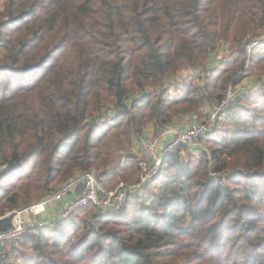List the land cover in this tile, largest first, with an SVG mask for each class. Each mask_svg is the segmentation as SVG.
Listing matches in <instances>:
<instances>
[{"label":"trees","instance_id":"16d2710c","mask_svg":"<svg viewBox=\"0 0 264 264\" xmlns=\"http://www.w3.org/2000/svg\"><path fill=\"white\" fill-rule=\"evenodd\" d=\"M263 28L264 0H3L0 216L78 173L95 171L109 190L138 180L136 159L116 162L122 152L147 126L157 131L221 100L244 77V43ZM229 48L231 67L171 94L175 74ZM253 52L250 66L264 65ZM248 94L201 150L166 156L147 196L135 193L114 214L79 220L77 209L12 240L20 264H264V102L254 100L253 120L220 132ZM127 167L106 186V175ZM2 248L1 264H15L3 262Z\"/></svg>","mask_w":264,"mask_h":264},{"label":"built area","instance_id":"2783aa9c","mask_svg":"<svg viewBox=\"0 0 264 264\" xmlns=\"http://www.w3.org/2000/svg\"><path fill=\"white\" fill-rule=\"evenodd\" d=\"M254 39L245 44V48L250 52L260 44L261 40ZM248 84L239 82L231 84L223 98L213 103L209 109L207 119L202 122H190L185 130L175 131L170 127H164L157 130L152 136L143 137L139 144L142 150L139 160L143 167V173L138 182L132 185H121L113 193L105 190L102 181L99 179L95 171H87L78 173L71 177L64 184L60 185L52 193L45 196L39 203L30 207L16 210L17 220L9 227L0 229V264H1V248L5 244L18 238L20 235L29 230H35L37 227H48L50 224L42 219H32L22 214L28 208H34L37 205L51 207L63 200L70 192L78 190L77 197L72 200L62 211V217L67 218L73 214L78 208L83 206H92L98 208L99 213L114 214L118 213L122 207L125 197L127 198L131 186V191L140 193L145 184L155 177L167 155L179 151L183 147L202 149L201 138L211 132L214 126L225 117L229 105L236 100L238 96L246 92ZM174 133L173 138L167 141V136ZM26 209V210H25ZM12 223V221H11Z\"/></svg>","mask_w":264,"mask_h":264},{"label":"rangeland","instance_id":"374dc122","mask_svg":"<svg viewBox=\"0 0 264 264\" xmlns=\"http://www.w3.org/2000/svg\"><path fill=\"white\" fill-rule=\"evenodd\" d=\"M2 3H3V0H0V10L2 7ZM241 14L243 15L244 18H247V13L244 10L241 11ZM254 35L255 36H251V38H255L256 36H259V37H256L255 39L259 38L258 40H261V42L251 52L254 51L253 54H255V57L260 58L262 55H264V28L258 29ZM251 38H250V40H252ZM247 41H249V40H247ZM246 43H244V44H246ZM251 52H250V54H251ZM250 54H249V57L247 59V63L244 66V70H245V72L243 73L244 77L242 80H240L242 82L247 83L249 86L248 89L246 90V92L242 93L240 96H243L246 93H249V94L244 96L243 98L239 99L236 103L237 107L232 108L230 110V112H227L229 117L227 115L225 121H223L220 124L221 125V129H220L221 133H227V130L234 131L237 128V126L239 127L240 123H245L247 119L253 120L254 100H261L260 101L261 103L264 102L263 101L264 100V97H263L264 86L260 85L261 82L264 83V65L259 66V65L254 64V65L250 66V63H249L250 62ZM236 56H237V54L233 51V49L231 50L229 48V50H227L226 53L222 52L221 55L218 56L219 58L218 57L216 58L217 62L215 63L216 64L215 67H214L215 64H213L211 62H207L206 64L195 67V68L183 69L182 71L175 74V76H173L171 78L172 81L171 80L167 81L168 83L171 84V86H170L171 94H176L177 90L175 91L174 89H175V86L178 84H180L181 86H184L185 84H187L191 80H196L199 84H201V82L203 83L206 80L207 76H208V78H210V76H212V74L214 73L213 70L218 69V68H225V67L229 68V67H231L232 66V60ZM212 67H214V68L212 69ZM257 81H261V82H257ZM227 89L222 92V95H224L226 93ZM240 96H238V97H240ZM215 100H219V99H215ZM211 102H213V101L207 102L204 105H202L199 109H197V112L185 113L183 116L180 115L181 117H179L178 119L179 120L185 119V121H188V123H190V122L198 123V122L204 121L205 119H207L208 114H209V109L213 104L212 103L210 105ZM216 102L217 101H215L214 103H216ZM188 123L186 122V127L189 125ZM146 129H147V127L145 128V130ZM153 134L148 135V136H152ZM145 136L146 135H144V137ZM139 142H140V140H138L135 143L133 150H134L135 154L137 153V155H138V153H139L140 157H141L142 150H141ZM131 153H133V152H131ZM182 153L185 155L186 150H183ZM129 154L130 153L123 151L122 152L123 156L120 155V157L117 159L116 162H119L120 164H123V165H128L133 160L132 157H129ZM138 158H139V156H137V163L139 166V178H138V180H133V181L121 180L118 183V185L115 186V188L109 190V188L106 189L103 186L104 189L109 191V193H113L111 191H115L122 184L127 186V185H132V184H135L136 182H138L141 174L143 173V167H142L141 162ZM130 173H132V168L127 167L125 169H122V170L115 172L114 174L106 175L104 177V179H107L106 186H107L108 182H110L113 186V183L118 178H120L121 174H130ZM99 179H100V177H99ZM102 180H103V178H102ZM102 184H103V182H102ZM128 189L130 190V192L128 193L127 198L125 197L124 202L127 203L126 201L130 200V203H132L131 200L133 199V197H135L133 195L136 193L135 192L136 190L131 191V186H128ZM144 196H147V195H145V193H143L141 191L139 194V197H144ZM125 203L123 204V207H124ZM39 206H43V205L39 204L35 207H39ZM83 208H86L87 210H85ZM28 209H31V208H28ZM28 209L27 210L25 209L26 211H24L22 214H28V213L32 212L33 210H36V208H33L32 210H28ZM88 209H91L92 213H90ZM78 210L79 211L76 212V214H78V215L75 217V219L78 218L80 220L79 217H82V218L89 217V216L95 214L96 211H98L99 209L95 208V207L89 208L88 206H83V207L78 208ZM15 211H16L15 209L14 210H6V213L3 216H0V222L5 218H9L12 221V224H14L15 221L17 220V217H16L17 215L15 214ZM26 216L29 217L30 215L29 216L26 215ZM15 245H16L15 242L11 241V242L5 244L4 248H2L3 262L6 258H8V261L10 260L12 262H16L15 264H20L21 262H23V260H24L23 258H16V251L14 250Z\"/></svg>","mask_w":264,"mask_h":264},{"label":"crops","instance_id":"0c3cea01","mask_svg":"<svg viewBox=\"0 0 264 264\" xmlns=\"http://www.w3.org/2000/svg\"><path fill=\"white\" fill-rule=\"evenodd\" d=\"M219 58V57H218ZM216 62H213V64H215ZM216 66V64H215ZM211 105V104H210ZM186 122L188 123V121H185V119L183 120H179L177 119L176 121H174L172 124H169L168 126L165 127H170L175 131H179V130H185L186 127ZM149 129V130H148ZM156 132V128L153 125H149L147 126V129L144 131V135L148 136L151 135L153 133ZM174 136V133H170L167 136V141H170ZM134 153V150L132 151ZM135 154V153H134ZM137 155V153H136ZM137 156H140V154L138 153ZM137 160V158H134ZM77 193L78 190H76L75 192H70L68 194V196H66L63 200H61L60 202H58L56 205L51 206V207H44V206H39V207H34L36 208V210H33L32 212L25 214V215H30L29 217L32 219H42L47 221L50 226L53 225L55 222H57L58 220H61L62 217V211H64V209L66 208V206L76 198V196L78 195ZM28 209V210H32ZM27 217V216H26Z\"/></svg>","mask_w":264,"mask_h":264},{"label":"water","instance_id":"95a60500","mask_svg":"<svg viewBox=\"0 0 264 264\" xmlns=\"http://www.w3.org/2000/svg\"><path fill=\"white\" fill-rule=\"evenodd\" d=\"M129 157H132V158H137V155L136 154H133V153H130L129 154ZM12 223H11V220L9 218H5L3 219L1 222H0V229H3V228H6V227H9L11 226Z\"/></svg>","mask_w":264,"mask_h":264}]
</instances>
